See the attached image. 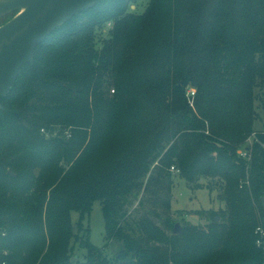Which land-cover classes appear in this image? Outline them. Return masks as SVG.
<instances>
[{
	"label": "trees",
	"instance_id": "1",
	"mask_svg": "<svg viewBox=\"0 0 264 264\" xmlns=\"http://www.w3.org/2000/svg\"><path fill=\"white\" fill-rule=\"evenodd\" d=\"M136 1L76 13L0 96L5 264H264V0H149L139 14ZM172 166L195 188L218 185L224 206L205 228L173 233ZM95 200L105 240L123 245L111 258L83 226Z\"/></svg>",
	"mask_w": 264,
	"mask_h": 264
},
{
	"label": "water",
	"instance_id": "2",
	"mask_svg": "<svg viewBox=\"0 0 264 264\" xmlns=\"http://www.w3.org/2000/svg\"><path fill=\"white\" fill-rule=\"evenodd\" d=\"M98 1L0 0V17L16 12L0 25V96L9 92L22 66L32 61L34 48L39 42L76 13L94 6ZM261 205L264 213V197L261 198ZM180 231L179 224L175 223L173 233Z\"/></svg>",
	"mask_w": 264,
	"mask_h": 264
},
{
	"label": "rangeland",
	"instance_id": "3",
	"mask_svg": "<svg viewBox=\"0 0 264 264\" xmlns=\"http://www.w3.org/2000/svg\"><path fill=\"white\" fill-rule=\"evenodd\" d=\"M149 0H137L129 6L130 12L134 13H142L147 6ZM111 27V22L106 23L101 28L95 30L96 39L100 40L102 37H105V31L107 28ZM99 45V44H98ZM194 90L195 87L190 86L188 90ZM187 99L190 102V105L193 103V97L190 94L186 93ZM262 98V95H260ZM262 101L256 102L257 111L260 114V118L255 123L256 129H261L264 123V97L261 99ZM252 137H248L244 143L237 149V154L241 158L247 159L248 157H243V153L248 147L252 144ZM171 170V169H170ZM173 173V186L171 192V202H170V216L172 221L179 224L180 229L182 230L183 226L186 224H192L199 227H206L209 223V210H214L218 212L223 206L224 202L220 200L219 192L220 189L217 184L206 187V181L200 180L199 187H193L186 180H184L180 175L177 168L171 170ZM244 179H248V175L245 176ZM244 180L242 181V183ZM244 184L249 186V181H245ZM138 202L134 203L132 207H128L129 213L135 217L139 215V213L143 212L140 210L137 212L135 210ZM71 219L73 222L77 221L78 213L76 211L71 212ZM262 224L264 226L263 219L261 216L258 217V224ZM89 226V238L90 241L98 247L103 255L108 258L113 257L118 251L123 248L122 243L119 240L112 239L110 241H106L104 238V220L101 211V204L99 200H95L92 204L91 210L83 222V226ZM3 232L0 230V237L3 236ZM75 257L82 258L84 254L83 249H78L77 245L74 246ZM1 249V248H0ZM6 263V261H5Z\"/></svg>",
	"mask_w": 264,
	"mask_h": 264
},
{
	"label": "built area",
	"instance_id": "4",
	"mask_svg": "<svg viewBox=\"0 0 264 264\" xmlns=\"http://www.w3.org/2000/svg\"><path fill=\"white\" fill-rule=\"evenodd\" d=\"M187 93L190 94L191 97H193L195 91L191 89L188 90ZM246 156L249 157V155L247 154V150H245L243 153V157ZM170 169L174 170L175 168L172 166ZM254 232L256 235V239H255L256 246L264 248V226L262 224L257 225ZM0 264H5V261L0 260Z\"/></svg>",
	"mask_w": 264,
	"mask_h": 264
}]
</instances>
